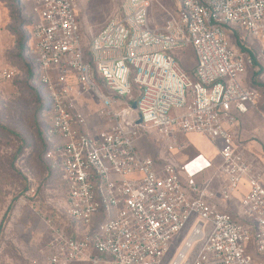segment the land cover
<instances>
[{"label": "built area", "instance_id": "built-area-1", "mask_svg": "<svg viewBox=\"0 0 264 264\" xmlns=\"http://www.w3.org/2000/svg\"><path fill=\"white\" fill-rule=\"evenodd\" d=\"M23 3L30 6L35 75L49 104L48 136L58 139L49 140L45 158L63 183L67 215L83 230L68 233L42 216L51 232L49 264H162L183 234L172 264H264V180L237 143L262 95L246 83L255 61L232 44L229 29L245 32L264 56V0H180L159 29L151 0H124L92 38L90 55L77 0ZM189 48L197 59L193 79L175 59ZM87 94L101 104L102 125L92 129L81 111ZM143 130L178 154L181 135H200L217 149L220 165L194 182L186 164L157 162L139 150ZM234 200L242 217L222 210L221 201Z\"/></svg>", "mask_w": 264, "mask_h": 264}, {"label": "rangeland", "instance_id": "rangeland-1", "mask_svg": "<svg viewBox=\"0 0 264 264\" xmlns=\"http://www.w3.org/2000/svg\"><path fill=\"white\" fill-rule=\"evenodd\" d=\"M123 1L77 0L80 34L87 55H90L92 38L103 29ZM179 4L180 0H151L152 26L161 28L177 14ZM29 19L30 6L24 5L23 0H0V264H49L51 232L42 216L61 222L68 233H83L67 215L66 192L60 176L52 172L46 162L44 132L48 122L42 111V89L30 74L34 63L29 51L32 29ZM229 29L232 44L234 33L242 36V43L252 49L258 63L248 71L246 83L251 82L262 98L258 111L252 113L250 120L242 122L237 143L251 168L264 180V56H261L259 45L245 32L235 27ZM175 59L193 79L197 67L193 50L178 51ZM6 71L13 72L11 78L4 76ZM258 82L262 85H255ZM98 83L103 87L100 80ZM135 90L136 97L138 91ZM81 105L89 128L101 126L102 122L96 116L101 104L87 94ZM47 140L58 142L54 136H48ZM179 144L183 146L181 154L170 153L165 143L147 130L142 131L137 141L144 155L157 162L186 164L189 172L190 164L197 163L202 155L197 147L204 148L207 157L216 153L206 139L197 134L181 135ZM220 162V158H214L208 168L198 170V173L204 172L196 180L206 179ZM236 197L239 204L242 197L239 194ZM221 203L222 207L226 206L222 210L242 217L237 201ZM184 239L185 234L172 243L162 264L173 263ZM197 249L196 246L190 258Z\"/></svg>", "mask_w": 264, "mask_h": 264}, {"label": "trees", "instance_id": "trees-1", "mask_svg": "<svg viewBox=\"0 0 264 264\" xmlns=\"http://www.w3.org/2000/svg\"><path fill=\"white\" fill-rule=\"evenodd\" d=\"M230 34H232L231 32H230ZM233 39H234V46L235 47H237V48H239L240 50H242L243 52H246V53H248V54H250L252 57H253V59H254V61H255V66H258V63H257V60H256V57L253 55V52H252V49L249 47V46H247V45H244L243 43H242V39L244 40V38L241 36H238L237 35V33H234L233 34ZM31 72H30V74H31V77H32V79H34V80H36L37 81V77H36V75H35V67H34V64H32V66H31V70H30ZM258 75V73L257 74H255V76H257ZM248 84V83H247ZM255 85H262V84H260L259 82L258 83H255ZM248 86L249 87H251V88H254V89H256L255 87H254V85L250 82L249 84H248ZM40 87V86H39ZM41 88V87H40ZM42 89V88H41ZM42 97H41V101H42V111H43V115L45 116V117H47V115H48V113H49V104H48V101H47V99H46V97H45V95H44V93H43V89H42V95H41ZM44 134H45V138H46V153L48 152V150L50 149V143L48 142V140H47V138H48V129L46 128V130H45V132H44ZM46 156V155H45ZM47 162V161H46ZM47 164H48V162H47ZM48 166H49V164H48ZM49 168H50V166H49ZM51 170V169H50Z\"/></svg>", "mask_w": 264, "mask_h": 264}, {"label": "crops", "instance_id": "crops-1", "mask_svg": "<svg viewBox=\"0 0 264 264\" xmlns=\"http://www.w3.org/2000/svg\"><path fill=\"white\" fill-rule=\"evenodd\" d=\"M252 113L253 112H251V113H249L248 115H246L244 118H243V121L244 120H250L251 119V116H252ZM245 122V121H244ZM206 141H207V143H209L208 145H210V147H213V149L214 150H216V153L213 155V156H211V157H207L206 155H205V149L204 148H199V147H197V149L200 151V153L202 154L201 155V157H200V160H196V161H198L197 163H191L190 164V172L188 171V177L190 178V179H192L194 182H198V183H201V182H203V181H206V180H208L209 178H211L212 177V175L214 174V172H215V170L216 169H214L213 170V168L211 169V173H210V175L205 179V178H201V180H196V178L198 177V176H202L203 174V172H204V170L203 171H200V173H198V170H201V168H208V166H210V161H212L214 158H219V155H218V151H217V149L214 147V145L211 143V142H209L207 139H206ZM198 163H200L199 164V167H197V164ZM210 169V168H209ZM222 208H226V206H223Z\"/></svg>", "mask_w": 264, "mask_h": 264}, {"label": "water", "instance_id": "water-1", "mask_svg": "<svg viewBox=\"0 0 264 264\" xmlns=\"http://www.w3.org/2000/svg\"><path fill=\"white\" fill-rule=\"evenodd\" d=\"M132 107H133V109H137V104L136 103H134V104H132ZM136 124L137 125H140L141 124V118H139V120L136 122Z\"/></svg>", "mask_w": 264, "mask_h": 264}]
</instances>
